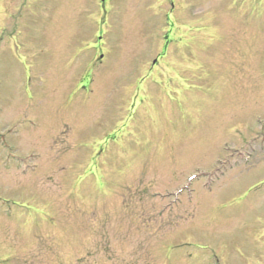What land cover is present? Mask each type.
<instances>
[{
	"label": "rangeland",
	"instance_id": "374dc122",
	"mask_svg": "<svg viewBox=\"0 0 264 264\" xmlns=\"http://www.w3.org/2000/svg\"><path fill=\"white\" fill-rule=\"evenodd\" d=\"M177 1L0 0V264H264V23Z\"/></svg>",
	"mask_w": 264,
	"mask_h": 264
},
{
	"label": "flooded vegetation",
	"instance_id": "af4514ba",
	"mask_svg": "<svg viewBox=\"0 0 264 264\" xmlns=\"http://www.w3.org/2000/svg\"><path fill=\"white\" fill-rule=\"evenodd\" d=\"M168 2V10L167 13L165 14L167 19L166 21L169 23L172 32H175V29H178L177 23H176V17H177V13H179V3L177 0H166ZM107 4H108V0H99V4L97 5L98 9L99 7L102 8V10H105L107 8ZM167 6L166 4L163 5ZM227 20L230 21L231 23L235 24L233 27L235 30L238 31V29H240L241 26V22L242 19L244 17V15H254V22L257 23V26H260L264 23V0H229L228 4H227ZM179 17V16H178ZM103 24V23H102ZM101 24V28L97 29L96 31L92 32V34L94 33L93 36V40L96 41H103L104 38V32H103V25ZM251 27H255L256 24L254 25V23H251ZM226 28L228 29L229 26H226ZM100 32V33H99ZM177 32V31H176ZM167 39V36L165 37ZM165 39V40H166ZM179 39H182V37H179ZM241 36H238L235 39V43L236 44H242L241 42ZM88 42L89 39L87 38ZM93 42H90V45ZM237 49H240V46H234ZM167 49V48H166ZM27 50V48L25 49ZM98 57V56H97ZM165 57L164 53H161L157 56V59L155 64H150V69L147 72V75L143 78V80L138 81L135 84L134 88H147L144 85L148 84V80L150 78V76H152V72L154 71V69L157 68V63L159 62L160 59H163ZM99 60L96 61V64L94 65L95 61H91L92 63H88L85 67L87 68L86 73L82 76L80 83L81 85H87V88H93V84L95 81V79L93 78V70L94 67L101 65L102 64V56H100V58H98ZM261 60V58L259 59ZM262 64H264V59L261 60ZM27 63V62H26ZM39 67V66H38ZM35 64L31 63L30 65L28 64V66H26V68L29 70V73L34 74V72L36 70H38V68ZM85 68V69H86ZM260 93L258 96V100H259V115H258V132H257V137L260 138L262 141H264V84L260 85ZM138 97V96H137ZM96 170L99 169V166L97 163H94V166ZM92 176H94L95 178L98 176L97 171L95 174H92Z\"/></svg>",
	"mask_w": 264,
	"mask_h": 264
}]
</instances>
